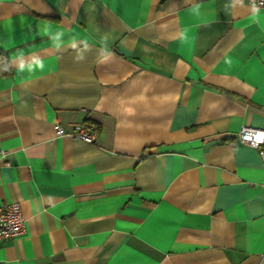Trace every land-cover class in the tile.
Here are the masks:
<instances>
[{
	"label": "crops",
	"instance_id": "0c3cea01",
	"mask_svg": "<svg viewBox=\"0 0 264 264\" xmlns=\"http://www.w3.org/2000/svg\"><path fill=\"white\" fill-rule=\"evenodd\" d=\"M0 50V264H264V7L0 0Z\"/></svg>",
	"mask_w": 264,
	"mask_h": 264
},
{
	"label": "built area",
	"instance_id": "2783aa9c",
	"mask_svg": "<svg viewBox=\"0 0 264 264\" xmlns=\"http://www.w3.org/2000/svg\"><path fill=\"white\" fill-rule=\"evenodd\" d=\"M249 4L264 7V0H248ZM57 136L69 135L74 140L95 144L99 133L95 126L81 124L68 131L61 125L55 126ZM240 141L258 151L264 166V129L244 127L239 134ZM0 154L5 155L0 151ZM264 187V185H263ZM25 232V221L17 203L0 202V242L20 236Z\"/></svg>",
	"mask_w": 264,
	"mask_h": 264
},
{
	"label": "trees",
	"instance_id": "16d2710c",
	"mask_svg": "<svg viewBox=\"0 0 264 264\" xmlns=\"http://www.w3.org/2000/svg\"><path fill=\"white\" fill-rule=\"evenodd\" d=\"M13 75L10 59L8 55L0 50V78H8Z\"/></svg>",
	"mask_w": 264,
	"mask_h": 264
}]
</instances>
